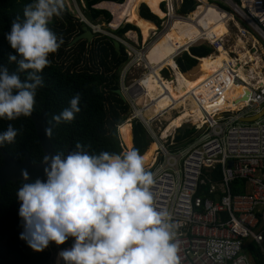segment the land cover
<instances>
[{
  "label": "built area",
  "instance_id": "built-area-1",
  "mask_svg": "<svg viewBox=\"0 0 264 264\" xmlns=\"http://www.w3.org/2000/svg\"><path fill=\"white\" fill-rule=\"evenodd\" d=\"M195 1V9L203 5L201 0ZM213 1H217V6L207 0L206 5H212L224 15V20L232 23L236 41L248 54L249 50L256 51L260 43L252 36L264 41V0ZM65 7L69 15L87 25L93 34L104 33L100 23L85 19L84 0H65ZM176 16L182 21L198 24L188 15ZM198 28L206 31L201 25ZM128 33L113 36L127 57L119 71L118 88L123 102L129 107L124 122L139 123L156 146L153 162L147 171L153 173L156 180L152 186L156 208H166L172 214L173 222L181 225L176 235L180 264H251L243 250L247 239L264 260V116L250 123L242 122L263 110L264 60L254 54L253 57L261 62V69L257 71L249 68L252 64L249 58L243 62L240 65L243 80L236 69L239 63H234V51L225 50L222 37L202 36L201 40L182 50L188 53L193 45H207L212 56L222 53L226 60L197 86L198 90L187 94L200 108L205 120L201 126L187 123L200 133L189 149L175 157L169 150L174 141L161 144L156 137L157 131L155 133L152 128L154 123L160 124L159 119L168 111L172 117L183 108L174 109L177 101L171 100L169 106L160 112H147L151 106L147 100V87L154 80L160 83V79H164L160 75L163 68L148 64L145 60L147 49L143 45L139 47L134 37L126 36ZM249 38L254 39L250 49ZM139 69L141 72L138 73ZM155 69L159 78L154 74ZM149 76L153 79L148 80ZM232 85L241 86L242 90L230 97L228 91ZM141 98L145 101L138 102ZM219 103L234 104L237 108L220 110ZM207 106L217 107L212 112ZM121 150L124 152V147ZM215 172L220 175V181L215 180ZM237 181L242 183V193L232 194L230 186Z\"/></svg>",
  "mask_w": 264,
  "mask_h": 264
},
{
  "label": "trees",
  "instance_id": "trees-1",
  "mask_svg": "<svg viewBox=\"0 0 264 264\" xmlns=\"http://www.w3.org/2000/svg\"><path fill=\"white\" fill-rule=\"evenodd\" d=\"M162 1L84 0L83 14L91 22L101 19L111 29H117L125 23L115 31V34L122 36L128 31H136L143 45L150 33L159 27L160 22L156 16L167 17L162 6H159ZM30 2L32 0H0V66H6L10 73L16 72L18 65L8 59L9 54L16 53L10 47L5 34L10 31L13 20L17 17L23 19L24 6ZM201 2L203 5L195 10L197 6L195 0H181L176 11L179 16H187L195 10L190 17L192 21H198V24L182 21L169 9L170 22L167 30H164L147 49L158 64L168 66L170 69L175 80L177 96L181 94L183 88H192L202 79V63L197 60L208 58L212 51L207 45H197L191 47L188 53H182L174 61L173 57L188 45L198 42V38L204 34L198 28L204 16L224 17L211 5H206L204 0ZM82 25L69 15L66 7L62 18H54L49 23L48 27L56 34L58 40L62 39L63 43L56 53L49 55L50 65L41 73L44 87L36 91L32 114L45 113L46 126L51 129L48 140L54 154H65L75 150L77 143L83 145L90 154L104 151L119 154L122 150L117 126L124 122L123 117L128 112V105L115 91L119 88L120 68L127 58L123 48L120 49V54H117L112 40L105 36L94 38L90 42L79 40L70 47V41L82 32ZM18 74L22 81L25 80L27 73ZM77 93L81 96L80 112L71 122L56 124L53 116L68 107L71 98ZM9 124L18 130V135L13 143L0 145V167L3 165L2 152L16 162L23 161L27 155L31 164L41 163L44 157L33 121L24 116L16 120L0 118V133L5 132ZM130 125V130L127 126L124 128L126 132L129 130L128 144L129 146L131 144V148L139 150L145 157V167H148L153 162L151 142L139 123L132 121ZM183 129V127L179 129L180 133L174 139L175 145L169 149L174 153L182 150L185 144L194 143L191 140L196 132L194 128L181 132ZM122 141L124 142L123 137ZM214 178L220 181L218 172H215ZM24 183L26 182H8L0 187V264H64L58 257L59 252L55 256L45 250L37 252L30 248L26 241L20 239V233L24 229L19 216L21 202L16 193ZM241 188L242 183L238 181L230 186L232 194L242 193ZM65 248L67 246L62 247L60 251ZM243 250L251 264H264L259 250L252 242L244 243Z\"/></svg>",
  "mask_w": 264,
  "mask_h": 264
},
{
  "label": "clouds",
  "instance_id": "clouds-1",
  "mask_svg": "<svg viewBox=\"0 0 264 264\" xmlns=\"http://www.w3.org/2000/svg\"><path fill=\"white\" fill-rule=\"evenodd\" d=\"M64 9L65 0H32L24 6L23 19L12 21L5 38L16 53L8 59L18 68L10 73L0 66V118L31 116L48 57L63 43L48 25L62 18ZM20 72L27 73L23 81ZM80 100L75 94L53 121L74 120ZM45 133L50 136L51 129ZM17 135L9 124L0 133V145L13 143ZM41 167L45 178L24 183L16 193L24 229L20 239L34 251L73 238L71 248L58 253L64 264H180L176 235L181 225L166 208H156V180L139 150L90 154L77 143L67 155H45ZM21 176L30 180L26 168Z\"/></svg>",
  "mask_w": 264,
  "mask_h": 264
},
{
  "label": "rangeland",
  "instance_id": "rangeland-1",
  "mask_svg": "<svg viewBox=\"0 0 264 264\" xmlns=\"http://www.w3.org/2000/svg\"><path fill=\"white\" fill-rule=\"evenodd\" d=\"M205 1V3H206V0H204ZM210 4H213V5H215V6H217L216 4H217V1L216 2H212V0H207ZM179 4H180V0H163L159 5H161L162 6V8L164 9V13L165 14H168V11H169V9H171L172 11H173V14L176 16L177 14H176V11H177V9H178V7H179ZM212 6V5H211ZM213 7V6H212ZM219 7V6H218ZM226 9V11L228 12V13H230V15L232 14L233 15V13L229 10V8L228 7H225ZM95 9V8H94ZM160 9V8H159ZM196 10V9H195ZM194 10V11H195ZM105 11V10H104ZM193 11V12H194ZM192 12V13H193ZM192 13H190L189 15H188V18H191L190 16H191V14ZM155 16V15H154ZM234 16V15H233ZM184 17H186V16H184ZM156 18L159 20V27H158V29L156 30V31H152L151 33H150V35H149V37H148V39L146 40V42L143 44V48L144 49H148L149 48V45H151L158 37H159V35L164 31V30H167V28H168V25H169V22H170V19L168 18V17H164V18H158L157 16H156ZM222 18V21L223 22H221L220 23V25L219 26H217V28L215 27L214 28V30L212 31V34H211V38H218V37H222L223 38V45H224V48H225V50H231V51H234L235 50V48L236 49H238V47H240V44H237V41H236V37H235V29H234V27H233V25H232V23H230L229 21H226V20H224V18L225 17H221ZM75 19V18H74ZM85 19H87V18H85ZM76 20V19H75ZM234 20H235V18H234ZM77 21V20H76ZM226 21V22H225ZM236 22H238V20L236 19ZM95 23H100V25H101V28L104 30V33H101L100 35L101 36H105V37H107V38H110V39H113V36H118V35H116L115 34V31L116 30H118V28H120L121 26H123L124 24H121L117 29H110L109 27H108V24H105L101 19H99V20H97ZM191 23V22H190ZM193 23V22H192ZM82 24V23H81ZM225 24V25H224ZM224 25V26H223ZM219 27V28H218ZM204 29H206V31L205 32H203L204 34H203V36H205L206 35V33L208 32V29L207 28H204ZM218 29V30H217ZM222 30H224L223 32H222ZM128 32H130V31H128ZM132 32H135V33H133V34H135L134 35V40H136V41H138V44H139V47H142V44H141V40H139V35H138V33L136 32V31H132ZM125 34H127V32L125 33ZM200 34V33H199ZM225 34V35H224ZM124 35V34H123ZM122 35V36H123ZM126 36H131L132 37V34L131 35H126ZM119 37H121V36H119ZM253 38H255L256 40H257V42H259L260 43V45H259V47H256V51H254V50H249V54L250 55H252V56H254V54L256 53V58H261L260 60H264V41L261 39V38H259V37H254V35L252 36ZM124 38V37H123ZM133 38V37H132ZM137 38V39H136ZM114 40V39H113ZM254 39H251V38H249L248 39V42H249V49H250V47H251V42L253 41ZM133 44H134V42H133ZM193 47H194V45H193ZM196 47H197V45H196ZM122 47H120V49H121ZM234 48V49H233ZM180 52H183V51H180ZM184 53V52H183ZM240 53H242V52H240ZM125 54V53H124ZM182 54V53H181ZM244 54V53H243ZM126 55V54H125ZM246 56H247V58H249V56L247 55V54H245ZM212 56V55H211ZM211 56H209V57H211ZM178 56H176L175 55V58H177ZM127 58V57H126ZM174 57H173V61H174V59H175ZM259 59H257V60H259ZM176 65V64H175ZM249 68H251V66H249ZM202 71H203V76H202V79L198 82V83H200L202 80H204L205 79V73H204V70H203V66H202ZM139 72H141V69H139L138 70V73ZM158 75V74H157ZM161 77L162 78H164V79H167V78H169L170 77V75L172 76V74H171V71L169 70V69H164L163 68V70H162V72H161ZM159 77V76H158ZM148 78V80L150 79V80H152L151 78H150V76L149 77H147ZM164 79H161L162 81H165V82H169V81H171V79H172V77H170L169 79H167V80H164ZM151 82V81H150ZM197 83V84H198ZM196 84V85H197ZM155 85V86H154ZM156 82H155V80H154V82H153V84L151 85V86H148L147 88H148V97H149V99L151 100H153V101H155V103H156V105H157V108H159V110L161 111V110H163L162 108L163 107H165V106H168L169 105V102L171 101L170 99H165V100H163V99H161L162 98V96H160V92H159V90L157 89V87H156ZM173 90H174V93H175V95H176V92H175V84H174V87H173ZM241 90V88L239 87V86H234V85H232L231 87H230V91H229V95L232 97V96H235L239 91ZM184 91H182L181 92V94L178 96V97H181V96H183L184 95ZM177 96V95H176ZM123 97V96H122ZM168 101V102H167ZM165 102V103H164ZM230 103H226L225 105L227 106V105H229ZM190 107V108H189ZM208 108H209V110H213V108H212V106H207ZM179 108H183L182 109V111H180L177 115H175V116H172L171 118H172V122L171 123H169L167 126H165V122H163L164 120L161 118V119H159V122H160V124H157V123H154L153 124V126H154V128H152L153 129V131L156 133V131H157V136H161V140L162 141H164L165 139H167V140H165V141H167V144H171L173 141H174V139H175V137L180 133L179 132V129L181 128V127H183L184 129L181 131V132H183V131H185L186 129H190V128H192L191 127V125L190 124H187L188 122L189 123H192V124H195L196 126H201L200 124H203V122L204 121H202V119H200L199 117V114L196 112V106H195V104L191 101V100H188V101H184L180 106H179ZM179 108H177V109H179ZM264 108V106H262V109ZM174 109H176V108H174ZM173 109V110H174ZM195 109V110H194ZM158 110V109H157ZM128 113H129V107H128V112L125 114V116L123 117V119L124 118H126L127 116H128ZM160 125H161V127H160ZM129 127V129L131 128V125L129 124V122H127V123H125L123 126H122V132H123V134H124V137H125V139H127V137L129 136V130H128V132H126L125 130H124V128L125 127ZM165 126V127H164ZM158 127H160V128H158ZM158 128V129H157ZM164 128V129H163ZM162 129V130H161ZM193 129V128H192ZM144 130V129H143ZM195 131H196V129H194ZM117 131H118V127H117ZM161 131V132H160ZM197 132L198 131H196L195 132V134L191 137V140H193L194 142H196L194 139H193V137H195L196 136V134H197ZM146 133V132H145ZM146 135H147V133H146ZM147 139H149V136L147 135ZM118 140H119V145H120V148L121 147H124L123 146V144H122V141H121V137H120V135H119V131H118ZM149 142H151V145H150V148H151V146H152V150L150 151L152 154H153V158H154V152L156 151V146L154 145V142L152 141V140H150L149 139ZM193 144V143H192ZM192 144H185V147H183V149L182 150H179L178 152H173V151H170L175 157H178L184 150H186V149H189V147L190 146H192ZM149 145H148V147H149ZM173 145H175V141L173 142ZM148 147L145 149V151L148 149ZM150 148H149V150H150ZM129 149H131V144H130V148ZM129 149H127V148H125L124 147V150L125 151H127V150H129ZM144 151V152H145ZM159 161V159L157 160V162ZM146 170H147V167H146ZM249 240L247 239V240H245V244L248 242ZM74 243V240H73V238H69L64 244H62V245H56L54 242H51L50 244H49V246L47 247V248H45L44 250L46 251V252H48V253H51V254H53L54 256L58 253V252H60V249L62 248V247H65V246H67V248H71V246H72V244ZM67 248H65V249H67Z\"/></svg>",
  "mask_w": 264,
  "mask_h": 264
},
{
  "label": "bare ground",
  "instance_id": "bare-ground-1",
  "mask_svg": "<svg viewBox=\"0 0 264 264\" xmlns=\"http://www.w3.org/2000/svg\"><path fill=\"white\" fill-rule=\"evenodd\" d=\"M168 17V15H167ZM205 18L200 22V25L203 26L204 28H207L208 29V32L206 33L205 37L207 38H211V34H212V31L214 30V28L217 26L220 25L221 22H223L221 20V17L219 15H207V16H204ZM226 22V21H225ZM225 25V24H224ZM223 25V26H224ZM219 28V27H218ZM218 30V29H217ZM224 30H222L223 32ZM135 32H130L128 33V35H131L132 34V37H134L135 34H133ZM225 35V34H224ZM202 36L201 35L199 38H198V41L202 39ZM131 37V36H130ZM237 44H239V42H237ZM242 52V53H240ZM244 53V54H243ZM247 54L249 56V63H252L250 66H251V69L254 70V71H257L259 69H261V62L260 60H257L255 59L252 55L248 54V51L246 49H244L242 47V45H240V47H238V49L235 48L234 50V63H239L237 64L236 66V69L238 70V74L240 76L241 79L245 80L244 77H243V73H242V66H240L243 62L247 61L248 58L247 56L245 55ZM256 54V53H255ZM261 59V58H260ZM145 60L147 61L148 64H150L151 66H156V68H164V69H169L168 66H164V65H161V64H158L152 54L146 50L145 52ZM226 58L225 56L220 53L218 55H215V56H211V57H208L206 59H203V60H199L201 63H202V66H203V70H204V73H205V78L210 75L211 73H213L214 71H217L220 67H221V62L222 61H225ZM157 69L154 70V74L156 75V77H158L157 75ZM170 70V69H169ZM172 77V76H171ZM150 78L153 79V77L150 76ZM159 78V77H158ZM150 80V79H149ZM204 80H202L200 83H198L196 86L192 87V88H183L182 91H184V95L181 96V97H178L175 95L174 93V90H173V87H174V84H175V80L174 78L172 77L171 81L169 82H165V81H162L160 79V83H157V81L155 80L156 82V87L157 89L159 90L160 92V96H162L161 99L165 100V99H170L172 100L173 102H176V105L174 106V108H179V106L184 102V101H187V100H190L189 99V96H187L188 93H191V92H195V90H198V87ZM160 85V86H159ZM155 86V85H154ZM163 91L165 92L164 95H163ZM148 93H147V100L149 102H151V106L149 107V109L147 110V112H155V113H158L160 112L159 108H157V105L155 103V101H153L152 99L150 100L149 97H148ZM143 98H141L138 102L142 101ZM145 100H143L142 102H144ZM168 102V101H167ZM165 103V102H164ZM219 105L221 106L220 107V110H226L228 108H231L232 110L234 109L233 107L237 108V106H231L230 104L229 105H221V103H219ZM237 105V103L235 104ZM169 106V105H168ZM168 106H165L163 107L162 109H165L167 108ZM196 106V105H195ZM217 107V106H216ZM214 106H212L213 110H209L208 111H212L214 112L215 111V108ZM190 108V107H189ZM158 109V110H157ZM195 110V109H194ZM196 112L199 114V118L202 119V121H204L205 119L202 117V114H201V110L200 108H198L196 106ZM162 119L164 120L165 122V126H167L169 123H171L173 120L172 118L170 117V112L168 111L167 113H165V115L162 116ZM127 123V122H124L122 123L121 125H119L118 127V131H119V135L121 137V141H122V137L124 139V142L122 141V144L123 146L127 149L130 148L129 144H128V137L127 139H125L124 137V134L122 132V126ZM130 124V123H129ZM164 126V127H165ZM164 129V128H163ZM130 130V129H129ZM162 130V129H161ZM161 132V131H160ZM157 137V140L161 143V144H167V139H165L164 141L161 140V136H156Z\"/></svg>",
  "mask_w": 264,
  "mask_h": 264
},
{
  "label": "water",
  "instance_id": "water-1",
  "mask_svg": "<svg viewBox=\"0 0 264 264\" xmlns=\"http://www.w3.org/2000/svg\"><path fill=\"white\" fill-rule=\"evenodd\" d=\"M124 2H125V0H124ZM81 29H82V32L79 35L75 36L74 39H72L70 41V43H69L70 47H71V45H74L75 43H77L79 40H86L87 42H90L92 40L94 34L91 31V29L85 24L82 25ZM112 43L114 45V49L117 52V54H120L119 43L113 39H112ZM116 94H118V96L122 100H124L119 90L116 91ZM263 116H264V109L262 110V112L260 114H256L254 116L244 118L242 122L243 123H250V122L259 120ZM28 117L34 123L37 139L40 143L42 153H43V157L45 155H54L52 147H51L49 140H48V135L45 133V129L48 128L46 126L45 113L42 112L40 115L31 114V116H28ZM199 133H200V131H198L196 136L193 137L194 140H196V137L199 135ZM67 153L68 152H66L65 155H67ZM2 157H3V165L0 167V187H3L8 182L25 181V180H23V178L21 176V169H25V168L28 170V172L30 174V180L29 181H34L37 177H40L42 179L45 178L43 171H42V167H41L43 161L39 164L33 165V164H31V162L29 160V156L25 155L23 161L16 162L12 158L7 156V154H5L4 152H2ZM25 182H27V181H25Z\"/></svg>",
  "mask_w": 264,
  "mask_h": 264
},
{
  "label": "flooded vegetation",
  "instance_id": "flooded-vegetation-1",
  "mask_svg": "<svg viewBox=\"0 0 264 264\" xmlns=\"http://www.w3.org/2000/svg\"><path fill=\"white\" fill-rule=\"evenodd\" d=\"M97 37H101V35L100 34H94L92 39L97 38Z\"/></svg>",
  "mask_w": 264,
  "mask_h": 264
},
{
  "label": "crops",
  "instance_id": "crops-1",
  "mask_svg": "<svg viewBox=\"0 0 264 264\" xmlns=\"http://www.w3.org/2000/svg\"><path fill=\"white\" fill-rule=\"evenodd\" d=\"M97 10V9H96ZM128 141V140H127Z\"/></svg>",
  "mask_w": 264,
  "mask_h": 264
}]
</instances>
